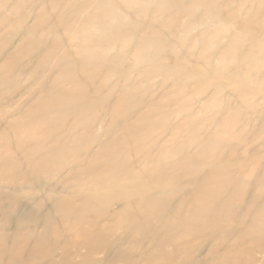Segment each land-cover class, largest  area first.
Returning a JSON list of instances; mask_svg holds the SVG:
<instances>
[{
  "label": "rangeland",
  "instance_id": "rangeland-1",
  "mask_svg": "<svg viewBox=\"0 0 264 264\" xmlns=\"http://www.w3.org/2000/svg\"><path fill=\"white\" fill-rule=\"evenodd\" d=\"M75 1L0 0V46L5 49L3 55L13 57L23 42L28 43L27 46L30 47L34 41L42 38V47L21 61V64L25 62L26 65L31 66L26 69L28 75L20 72L21 66L15 69L14 77L22 85L19 91L0 87V94L3 97L0 100V161L7 165L15 162L16 167H19L14 170L16 174L26 173L24 181L17 175L16 184L8 186L6 182L8 168L4 167L6 170H0V264L14 262L15 264H168L165 257L172 254L175 264H190L191 261L221 264L226 259H230L231 264H236L242 259L248 261L247 251L253 244L249 242L237 247L235 238L254 223V216L251 221L248 213L253 212L255 208L253 207L249 212L247 208L251 206L253 197L260 190L261 183H264V172H262L264 165L260 169L257 165L259 162L264 164V83L259 82L264 77V45L253 46L258 43L257 39L260 40L261 36L263 38L264 0H225V3L224 1L219 3V7H213L211 10L215 15L211 21L213 24L210 21L207 24L206 21V25L200 22L204 10H197L199 16L184 13V6L193 7L195 0L188 3L186 0H167L166 6H157V3L149 6L145 2L138 4L133 10H128L122 3H119L117 8H111L110 5L107 6L109 0H95V5L86 12L93 14L95 22L93 24L96 26L93 29L94 38L87 40L86 44L98 51L94 62L97 67L95 70L100 73L90 86V98L94 99L93 102L96 104L100 102L103 104L93 111V114L101 119L102 125L92 131L73 132L72 128L77 118L71 117L57 135L58 143L67 142L72 148H78V143L84 144L80 150L83 166L77 167L75 173L83 172L87 165L94 162L99 149L105 148L104 145L99 146L100 143L119 138L123 134V129L119 125L124 124V127L134 124L146 112H153L154 115H149L151 122H158L156 124L159 125L156 126L157 133L151 140L154 142L160 139L156 155L152 158L154 162L161 157L164 166L168 169L171 166V171H177L174 168L175 163L182 161L186 153L179 155L174 151L175 148L190 147L192 154L209 149L208 151L213 150L214 155L225 157L233 166L236 164L244 166L240 169V166L236 165L232 174L246 179V182L252 183L254 187L250 191L253 197L247 191L243 202L233 200L229 205L238 214L237 218L247 217V223L241 230L233 223L227 229L229 235L226 239L224 236L216 240L209 238L205 235L206 232L203 236L189 240L177 238L172 244H167L161 249L157 248L149 237L133 234L122 216V211L128 204L137 209L136 203L139 197L115 200L102 215L97 212L87 213L80 221L73 215L65 216L56 208V201L67 199L73 202V208H80L82 203L84 205L89 199V206L96 209L102 206L101 198L110 193V189L94 191L93 188L87 187L92 176H87L78 185L70 172L57 173L52 168L50 172L41 175L39 182L31 180L32 169L40 162V158L37 154L31 156L32 147L27 146L28 143L38 141L45 135V132L38 130L37 127L47 117L72 114L69 101L64 107L43 108L42 111L39 109L29 113V109L31 107L34 109L37 105L34 93L40 91L42 87L34 85L37 84L36 82L27 83L25 78L36 72V65L41 61V55L50 54L48 49L46 52L42 51L46 46L43 44L48 42L51 44L53 40L56 43L62 41L66 47L64 49L69 53L65 55V50H61L62 47L58 45L59 49H56L58 52L50 54L45 68L39 70L36 76L46 82L47 89L54 86L59 90H69L72 85L67 80L74 76L89 83V72L82 64L80 55L78 64H74L71 60V56L77 58L76 50L72 46L79 42L78 45L84 43L82 38L74 34L73 30L76 28L74 23L78 22L80 27L86 21L85 18L78 21L79 17H77L86 10V3ZM181 1L185 2L183 7ZM134 10H137L136 22L142 23L138 11L146 16L142 26L137 28L131 25L136 22L129 21L121 12L126 11L131 14ZM164 12L171 15L164 16ZM173 18L177 21L172 24L171 32L163 31V21ZM46 22L49 23L48 28L44 26L40 29L41 23ZM184 23L190 24V29H194H187L189 32L186 31L182 39L184 41L178 42L180 34L179 37L176 34L180 30V24ZM69 24L72 28L67 29ZM203 27L206 29L204 30ZM148 28L164 33L162 36L156 35L152 38L162 39L167 45H175L178 52L169 51L165 44L155 39L151 49L140 53L139 57L134 56L137 45L142 46L145 41L143 37L148 35L145 32ZM14 30L18 33L15 34ZM218 30L221 31L216 37L214 32ZM204 33L208 35L209 40L216 38L215 41L213 39L214 48L212 46L207 50L204 44L193 46L197 36ZM133 34L135 38H132ZM173 34L176 37L170 36ZM237 39L241 42L238 48L235 45ZM4 40L8 43L6 44ZM115 44L119 49L110 51L105 57L103 53L109 52L110 47ZM123 45L135 47L126 49ZM233 47L238 49L236 60L233 58L234 55H229L230 51L234 52ZM125 50L127 56L124 53L122 55ZM217 54L229 56L231 60L228 59L225 66L223 63H218V59L213 60L211 67L203 65L204 62L210 63L211 60L208 59ZM3 55L0 50V67L6 64ZM125 56L126 62L118 61V58L125 59ZM203 57H206V60ZM256 57L261 62H256ZM158 62L164 63L166 67H160L162 65ZM250 63L252 65H248ZM247 65L251 67L248 68ZM169 66L174 67L171 69ZM105 77L108 79L102 84ZM93 86H101V88L96 91ZM133 86L138 88L134 94L136 97L123 107V114L127 112L129 116L126 120L125 116L117 112V104L128 91V87L134 88ZM107 97L108 102H104L103 99ZM54 99L61 100L59 92L52 94L47 101ZM186 123L188 125L184 126ZM107 131L111 135H107ZM78 135L83 139L76 143L74 139ZM217 137H221L223 142L213 146L211 142ZM149 142L145 140L144 143ZM137 147L136 143L122 146L131 154L128 163L132 173L144 174L147 177L148 171L154 168L155 164L150 158L139 160L144 155L141 153L138 155L135 151ZM87 151L89 152L86 153ZM168 151L169 154H165ZM69 157L72 158L68 155L66 160ZM196 166L203 171L211 169L208 161ZM252 170L258 173L256 177L253 176L254 178L249 176ZM9 171L11 172L10 169ZM102 177L108 180V175L103 174ZM33 182L40 187L35 188ZM130 183L128 180L125 181V184ZM184 188L190 190L193 186L185 182ZM184 197L183 194H176L172 198V203L178 205ZM263 202L264 196L260 200V203ZM37 206L40 208L36 209ZM186 209L188 210L189 206H186ZM30 213H35L34 220L26 221L22 229L18 228L20 217H28ZM47 215L51 217L49 224L45 222ZM41 238H43L42 243L38 244ZM92 238L98 239V243L91 244ZM254 258L256 264H260L264 254L254 253Z\"/></svg>",
  "mask_w": 264,
  "mask_h": 264
},
{
  "label": "bare ground",
  "instance_id": "bare-ground-1",
  "mask_svg": "<svg viewBox=\"0 0 264 264\" xmlns=\"http://www.w3.org/2000/svg\"><path fill=\"white\" fill-rule=\"evenodd\" d=\"M190 1L191 0H186V3ZM195 1L196 3L193 7H185L183 4L185 3L184 1H181L180 3H182L181 4L182 7L184 6V13L187 15L199 16V14H197V10L198 9L204 10L203 17L200 21L204 25H206V21L207 24L209 23V21L211 22L215 16L211 11L213 10V7H217V6L219 7V3H223V1L225 3V0H195ZM75 2L86 3L85 6L86 10L82 11L81 14L77 16L79 17L78 21L81 20L82 18H85L86 21L82 25H80V27L78 25V22L74 23V27H76L74 28L75 30H73L74 34L77 35L78 38L80 39L82 38L83 39L82 41H84V43L82 42L81 45H78L80 43L79 42L78 44L76 43V45L72 46L76 50L77 58H73L71 56V60L74 64H78L80 62V57H81L82 64H84L87 67V70L89 72V83L86 80H81L78 76H74L70 80H67L72 85V88L69 90L66 89L59 90L56 89L54 86L49 87L47 89L46 82H44V80L41 78L40 79L37 78L36 76L39 70L41 68H45V64H47V61L49 60L48 56H50V54L53 55L56 53L57 51L56 49H59L58 45L62 47L61 50H65L64 51L65 55H69V53L66 51V49H64L66 47L64 46L62 41H60V43L57 41L56 43L53 40V43L51 44L49 42L48 44L47 43L43 44L46 46L45 47L43 46L44 48H42L43 49L42 51L46 52V49H48V52L50 54L48 56L41 55L42 56L41 61L36 65L37 66L36 72L29 74V76L25 78L27 83L31 84L33 82H36L37 84L34 85H39L40 87H42L40 91L34 93L36 95L37 105L35 106L34 109L31 107L29 109V113H32L33 111L39 109H41L42 111L43 108L51 109L56 106L64 107L66 106L65 103L69 101L71 103L70 111L72 112V114L69 116L67 115V116L47 117V119L43 121L39 125V127H37L38 130H41L42 132L44 131L45 135H43V137L38 141L28 143L27 146V147H32L31 156L37 154L38 158H40V162L35 164V166L32 169L33 176L31 180H33L34 182H39L41 179V175L50 172L49 170L52 168L57 173L58 172L60 173V171L70 172L71 176L77 180L78 185H80L87 176H92L87 187L89 189L93 188L92 190L94 191H101V190L109 191L110 189L111 192L107 193V195L101 198L102 206L96 209L91 208L89 206V199L85 201L84 205L82 203V206L80 208H73L72 207L73 202H70L67 199L66 200L60 199L56 201L55 204L56 208L62 211V213L65 216L73 215L80 221L81 218L85 216L87 213L97 212V214L102 215L106 211V209L113 204L115 200H121V199L127 200L133 196L139 197L136 203L137 209L133 205L128 204L126 208L123 209L122 216L125 218V222L128 223L127 225L128 229L133 234L138 236L149 237L151 241L154 243V245H156L157 248L159 249H161L163 246L167 244H172L177 238L181 240L183 239L189 240L190 238L203 236L206 232L207 234L205 235H207L209 238L216 240V239H221V237L224 236V238L226 239L229 235L227 229L230 228L233 223L237 224V228L241 230L242 227L245 226V223H247L246 222L247 217L237 218L238 214L235 211H233V209L230 208L229 205L233 200L243 202L247 191L250 192L253 187L252 183L246 182V179H241L240 177L233 176L232 174L233 173L232 170L236 165L240 166V169H242L244 166H241L240 164H236L235 166H233V164H230L229 161H226L225 157L223 156L220 157L218 155L216 156L214 155L213 150L208 151L209 149H204L199 153L192 154L190 152L191 150L190 147H188L187 149L184 148L186 152L181 147L174 149V151L178 152L179 155H181L182 153H186L184 154L185 156L183 155L184 159H182V161L175 163L174 168L177 171H171L172 170L171 166L169 168L170 170L166 166H164L161 157H158V159L154 162L152 158L156 155L157 147H159L160 145L159 143L160 139L154 142L151 140L152 137L157 133L155 132V130H157L156 126L159 125L156 124L158 122L156 123L151 122V118L149 115H154L153 112H149V113L146 112L143 116H140L139 121L135 122L134 124L125 125L124 127H123L124 124L119 125L121 129H123V134L119 138L112 140L108 139L107 142L100 143L99 146L104 145L105 148L101 147L99 149L94 162L87 165V168L83 172H79L78 174L75 173L74 170L77 169V167L83 166L81 165L82 162L80 157L81 154L80 150L81 148H83L84 144L78 143L83 139L82 136L78 135L74 139V141L79 145L78 148H72L69 145H67V142L64 141L58 143L56 137L59 134L60 130L64 127L65 123L71 117L77 118V122L72 128L73 132H78L79 130L92 131L93 129L96 130L100 128L98 126L100 124L102 125L101 119L95 116V114H93L94 113L93 111L95 108L98 107L100 108L103 105L101 102L99 104H96L95 102H93L94 99L92 100V98H90V93H91L90 86L94 82V80L97 79V76L100 75L98 70H95L97 67L94 62V60L98 56V51L92 49L89 45L86 44L87 43L86 41L89 40L90 38H94L93 35H95L94 34L95 30L93 31V29H95L96 27L93 24L95 23L93 20L94 16L93 14L86 13L87 11L90 10V7H93V5H95V0H84V1L76 0ZM145 2L149 6L155 5L156 3L157 6L159 5L166 6L168 1L167 0H109L107 6L110 5L111 8H117L118 4L122 3L128 10H133L138 4L141 3L144 4ZM100 5L101 3L99 4V6ZM244 5H246V3ZM166 8H170V7H166ZM121 12L124 14V17L127 18L129 21L136 22L137 10H134L131 14H128L126 11H121ZM138 15L142 18V23L136 22V24L135 23L131 24L135 26L134 28L142 26L146 17L144 14L139 13V11H138ZM163 15L167 16L171 14L168 12L167 13L164 12ZM4 18H6V16ZM176 21L177 20L174 18L171 20L167 19L166 21H163V28H164L163 31L164 30L170 31L172 24L175 23ZM47 24L49 23L48 22H46L45 24L41 23V25L39 26L40 29L43 28L44 26L48 28ZM184 24L183 25L180 24L181 26L179 31L176 30L178 31L176 36L178 35L179 37L180 34V37L177 40L178 42L184 41L182 39H184L186 31H188L187 29H190V24H185V25ZM70 28H72V25L69 24V26H67V29ZM14 31L15 34L18 33L17 30ZM18 31L20 32V30ZM220 31L221 30L215 31L214 36L217 37ZM145 32L148 35L146 37H143L145 40V41L142 40L144 42L142 45L143 47L137 45L134 56L136 55L137 57H139L140 53L147 51L148 49H151L153 40L155 39L160 40L161 44H165L169 51H172L174 53L178 52L177 50L178 48L175 47V45L172 46L167 45V43L166 42L164 43L162 39L152 38V36H156V35L162 36V34L164 35V33H162L161 31L152 30L151 28H148L146 29ZM262 35L263 38L261 36L260 40L257 39L258 43L253 44V46L259 47L261 45H264V33ZM170 36L176 37L175 34ZM132 38H135V35ZM213 39L209 40L208 35L206 33L200 34V36L199 37L197 36V38L195 39L193 46L195 47L200 45L202 46L204 44V46L207 47V50L208 49L210 50L212 46L214 48L213 43L216 38L214 39V41ZM9 40L11 39L9 38ZM5 43L3 44L6 45L8 41L6 44ZM27 44L23 42L19 47L20 48L19 51L13 57L12 56L6 57L5 54L3 55L5 49L2 46H0L1 53L4 56V60H6V64L0 67V87L5 89L7 88L15 92L19 91V89L22 87L20 82H17L18 79L14 77L16 72L15 69L17 66H21L20 72H22V74H27L26 69L31 66H29V64L26 65L25 62L21 64L22 63L21 61L26 57H29L32 53L37 52V50L40 47H42L41 46L42 38L39 41H34L32 46L30 47L27 46ZM235 45L238 48L239 45H241L240 40L237 39V41H235ZM253 46H251V48ZM123 47L128 49V48H133L135 46L132 47L130 45H123ZM237 48L233 47L234 52L230 51L229 54V55H234L233 58L235 60L237 59V53H238ZM116 49L118 50L119 46L115 44L113 45V47H110L109 52L103 53V55L107 57L110 51ZM123 53L125 55L127 53V50L122 52V55ZM204 55L207 56L205 52ZM126 56L125 59H121L122 57L118 58V61L126 62L127 59ZM63 58L65 59L66 57ZM203 58L204 60H206V57ZM216 59L219 60L218 63H223L225 66V63H227L228 59L231 60V57L226 55L220 56V54H217L212 56L210 59H208V61L211 60L210 63L204 62L203 65L211 67L212 64L214 63L213 60ZM156 61L157 60H155V62ZM148 62H150V60ZM159 62L158 64H160ZM256 62H261L258 59V57H256ZM154 64L157 65V63ZM160 65H162L160 67H163L164 63ZM248 65H252V63ZM248 65H247L248 68L251 67ZM173 67L170 68L172 69ZM153 68L154 71L155 66ZM196 73L200 74L197 71ZM200 76H202V74ZM107 79L108 78L105 77L102 80L103 82L101 83L104 84V81H106ZM13 81H15V83H13ZM259 82L264 83V77L262 81ZM9 85L10 87H8ZM133 87L134 88L128 87V91L123 95V97H121L120 102L117 104L118 106L117 112H119L122 116H125L126 120L128 119L129 116H127V112L123 114L124 112L123 107L125 106L124 104L135 99L136 95L134 94L137 92L138 88H136L135 86ZM100 88L101 86H93V89L96 91H99ZM56 92L60 93L61 100L54 99L47 101V98L51 97V95ZM1 97L2 95L0 94V100L3 98ZM103 100L104 102H108V97L104 98ZM186 125L188 124L186 123L184 126ZM106 133L107 135H111L109 134L108 131ZM145 140H149L150 142L148 144H145L144 143ZM220 142H223L222 138L217 137L211 142V144L215 146ZM131 143H136L138 145V147L135 149V151L138 152V155L140 153L144 155L139 160L143 161L147 158H150L155 164L154 168L148 171L147 177H145L144 174L132 173L131 167L128 163L131 154L130 152L127 151L126 148L125 149L122 148L123 145L127 146ZM201 145L202 147H204V143H202ZM86 147H88V144L86 145ZM88 152L89 151H87L86 153ZM160 154L164 155V153H160ZM165 154H169V151L166 152ZM68 155H71L72 158L69 157V159L66 160L68 158ZM206 161H208V163L210 164L211 169H207V171L199 170V167H197L196 165ZM257 165H259L258 168L260 169V167L264 164L259 162L257 163ZM4 167L8 168L7 169L8 171L6 173V176L8 177L6 180L8 186H12V184H16V182L18 181L17 175L20 177L19 179L22 181L26 179V173L16 174V172L14 171L15 168H17L15 162H10V164L7 165L2 161H0V170H6L4 169ZM9 169L11 170V172L9 171ZM256 171L252 170L249 176H251V178L255 175L257 176L258 173ZM262 172H264V166H262ZM103 174L108 175V180L103 179L102 177ZM126 180L130 181L131 183L125 184ZM34 182L33 184L35 185V188L40 187L39 184H36ZM183 182L184 183L189 182L190 185L193 186V188L187 190L186 188H184ZM176 194H180V195L183 194V196H185L181 200V202L178 203V205H174L172 203V198ZM250 194L252 195L251 192ZM263 196H264V183H261L260 190L258 191L256 196L253 197L252 195L253 200L251 206L247 208V212H249V210H251L253 207L255 208L253 212L248 213V216L251 218V221H253V216H254V221H253L254 223L250 225L245 230V232L239 233L235 238V244L237 247L244 246L249 242L252 243L253 245L247 251V254H249L248 261L242 259L240 260V262L236 264H256L257 261L254 258V253L261 252L264 254V202L263 204L260 203V200L262 199ZM186 206H189L188 210L186 209ZM39 208L40 207L37 206L36 209ZM133 210H135V212H133ZM136 212H140V213L136 214ZM34 214L35 213H30L28 214V217H20L18 228L20 227L22 229L26 225V221L27 222L33 221ZM50 220L51 217L47 215L45 217V222L49 224L51 222ZM42 240L43 238L39 240L38 244H41ZM97 243H98V239L92 238L91 244H97ZM165 261L168 264H175L173 254L171 256H166ZM13 264H15V262ZM190 264H203V263H196V261H191ZM221 264H231L230 259L224 260ZM260 264H264V258L260 262Z\"/></svg>",
  "mask_w": 264,
  "mask_h": 264
}]
</instances>
